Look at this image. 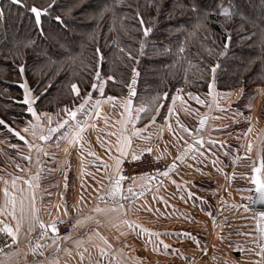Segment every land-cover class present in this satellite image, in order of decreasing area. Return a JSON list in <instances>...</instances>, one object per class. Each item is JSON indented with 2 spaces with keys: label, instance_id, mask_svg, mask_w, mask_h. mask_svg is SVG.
Masks as SVG:
<instances>
[{
  "label": "crops",
  "instance_id": "obj_1",
  "mask_svg": "<svg viewBox=\"0 0 264 264\" xmlns=\"http://www.w3.org/2000/svg\"><path fill=\"white\" fill-rule=\"evenodd\" d=\"M211 92L212 95H207L209 102L204 98L206 106L198 105V101L189 94L176 93L174 97L179 98L173 100L172 97L163 120L140 122L142 113L138 119L136 113L141 106L134 105L129 97L109 101L108 97L102 96L101 89L97 96L90 97L86 103L84 100L80 103L85 106L82 111H77L76 119L88 126L81 134V142L72 144L62 137L76 121L68 119L64 111L58 115L48 114L53 120L52 127L62 119H67L68 125L51 133L50 139L46 141L23 131L30 124H38L43 127H38L37 133H47L48 122L42 123L30 113L31 121L13 130L20 132L25 140L42 150L38 152L36 148L29 149L25 140H21L14 132H11L14 138L7 144H3L4 141L0 139V207H5L9 199L4 195V189L7 188L10 197H15L17 219L22 214L30 218L34 192L39 220L47 225L58 218L63 223L57 225L69 224L71 232L65 235L68 239L57 234V248L50 229L41 238L42 229L39 225L32 221L29 231L30 220L25 219L21 222L16 249L1 252L0 264H88L89 256L93 260L101 259V248L109 253L102 259V264H117V260L119 264H122L121 260L135 264L139 256L146 260L157 258L160 264L162 261L166 264L169 260L173 264H256L261 260L257 253L260 252L259 245L264 244V238L257 231V224L264 228V221L259 219L258 211L245 208L249 203L246 201L248 192L252 191L249 186H244L247 176L244 171L237 170V166L242 161H255L257 164L261 160L264 89L256 91L249 105L251 122L247 130L251 128V131L246 132L243 138L236 130L234 132L237 134H232L233 129L228 127L230 124L233 127L240 124L238 117L235 119L237 122H230L228 117L231 114L227 109L239 98L238 91L219 94L212 88ZM97 100L101 101L99 116L95 115L94 105ZM127 100H131L130 113L124 107ZM169 108H172L171 113ZM37 115L46 117L45 114ZM202 117L205 122L201 127ZM133 120L135 123L131 122ZM121 121L127 122L122 124ZM134 130L139 131L134 134ZM122 135L131 139V145L127 149L129 154L122 156L121 161L132 160V153L139 156L145 149H151L153 156L164 162V170L135 179L137 187L134 190L143 191V195L133 199L131 204L119 196L97 200V196L106 193L110 183L117 178L115 157L120 156V153L116 148L118 137ZM197 135L202 138L201 147L191 143ZM249 142L252 144L250 152L247 151ZM12 144L17 147H10ZM45 152L48 154L45 155ZM185 153L183 160L175 159L177 155ZM27 156L31 160L24 158ZM222 158L228 159V162ZM217 160L224 161L228 178L217 176L211 168H215L213 161ZM208 162L212 163L209 168L205 166ZM169 165H172L170 170ZM166 170L169 171L168 176L159 175ZM37 176L38 180L35 179ZM16 177L19 179H16L13 188L11 181ZM261 178L264 180V167ZM29 180L33 184L38 183L39 187H30L26 183ZM121 187L127 195L129 186ZM223 196L229 199L232 197V202L223 204ZM117 203L123 204L124 209H119ZM96 207L105 211L95 212ZM226 209L228 212L235 209L252 212L249 224L241 218L233 221L236 233L231 235L227 229L222 228L229 223L226 218L221 219ZM136 211L141 218H136ZM10 212L12 206L7 205L6 211L0 213V227L7 224L15 229L16 220L12 219ZM86 217L91 219H84ZM77 220L82 222L73 228ZM125 220L133 222V226L122 223ZM145 229L147 231H143ZM140 239L142 250L136 251L134 248L140 244ZM38 244L41 247L33 253L32 249ZM165 245L168 247L165 248ZM81 252L84 253L83 262Z\"/></svg>",
  "mask_w": 264,
  "mask_h": 264
},
{
  "label": "trees",
  "instance_id": "obj_2",
  "mask_svg": "<svg viewBox=\"0 0 264 264\" xmlns=\"http://www.w3.org/2000/svg\"><path fill=\"white\" fill-rule=\"evenodd\" d=\"M49 2L27 0L29 7L46 6ZM199 2L201 8L214 9L221 0ZM187 3L188 0H57L51 16L44 17L41 35L34 27L33 14L23 4L0 0L4 13L0 17V119L12 129L31 121L22 84L32 92L37 114L58 115L65 106L73 110L85 96L95 97L102 89L103 97H129L134 105L151 108L152 111L141 114L140 122L152 120L153 116L156 121L163 120L179 87H183L181 94L205 98L212 84L219 94H240L242 90L243 94L227 108L238 117L248 110L256 91L264 89V49L259 28L252 26L264 19V0H223L225 6L237 5L245 14L243 29L233 23L227 25L230 41L223 17L217 13L209 17L207 30H196L195 17L191 13L181 14L180 6ZM105 6L107 10L101 15ZM137 10L145 26H153L148 37L143 36L139 18H134ZM56 15L65 20L66 27L52 19ZM244 29L256 31L257 37L242 40ZM31 41L34 46L23 49ZM225 43L229 44L227 50L223 48ZM14 45L23 49L21 55L6 60ZM181 46L184 52L179 51ZM220 51H226V55L219 56ZM21 64L25 65L23 73L19 70ZM217 64L220 67L213 74L212 68ZM133 69L138 74L135 83ZM73 83L77 84L79 95L71 92ZM130 84L134 91L131 96ZM240 97L242 101L238 102ZM0 133L14 138L4 125H0ZM260 151L261 160L255 165L262 166L264 139ZM253 167L246 161L237 166L249 177V187Z\"/></svg>",
  "mask_w": 264,
  "mask_h": 264
},
{
  "label": "snow or ice",
  "instance_id": "obj_3",
  "mask_svg": "<svg viewBox=\"0 0 264 264\" xmlns=\"http://www.w3.org/2000/svg\"><path fill=\"white\" fill-rule=\"evenodd\" d=\"M57 0H50L49 3H47L46 6H38L33 4L32 6H28L27 4V0H11L12 4L15 5H21L23 4L28 11L33 14L34 16V27L39 29L41 35L44 34V17L45 16H51V10L52 8L55 6ZM107 10V6H105V9L101 10V15L103 14V11ZM156 10L157 12L160 11V6L157 3L156 4ZM180 11L181 14H187V13H191L194 17H195V25L194 28L196 30L200 29V28H204L205 30L208 29V24H209V17L212 16L214 13L219 14L220 16L223 17V23L225 25V32L228 34V39L229 41L231 40V32L230 30L227 28V25L229 23H233L236 24L237 28H244V24L242 23L243 21H245V14L240 10V8L237 5L234 4H230L228 6H225L223 3V0H221V2L218 4L217 8L214 9H210V8H201L200 6V2L199 0H188L187 4H183L180 6ZM4 13L2 10H0V17H3ZM134 18H139V24L142 28L143 31V36L144 37H148L150 35V33L153 32V26L151 24H149L148 26H145V21L143 19V17L141 16V13L139 10H137L134 13ZM169 18H171V12L169 13ZM52 19H54L56 21L57 24L59 25H63L66 27L65 24V20L60 16V15H56L54 17H52ZM155 19V18H153ZM253 28L258 27L259 28V35L261 37L262 43H261V48L264 49V19H261V21L259 22V25H256L255 23H253ZM258 33L256 31H250L247 29H244V35L241 36V39L244 40L245 38H247L248 40H253L257 37ZM35 44L34 41H31L29 43H26L23 45V49H28L30 47H33ZM144 47V43L143 41L141 42V50H143ZM229 47L228 43H225L223 45V48L225 50H227ZM23 49L19 48L17 45H14L11 49H9V55L5 56V59H12L15 60L17 57H19L21 55V52L23 51ZM97 53H99V48H97ZM180 52H184L185 48L183 46L180 47L179 49ZM211 51V50H209ZM24 55H27L26 52H24ZM226 55V51H220L219 52V56L223 57ZM219 64L214 65L212 68V72L213 74L216 73L217 69L219 68ZM25 69V65L21 64L19 65V70L21 73L24 72ZM97 79H99V72H97ZM137 72L135 69H133V83H135V77L137 76ZM215 78V76H214ZM109 79H113L112 77H109ZM21 87H23L25 89V99H24V103L28 104L29 107L27 109L28 112H30L32 114V116L36 119L39 120L40 117L37 115V113L34 111V109L32 108L31 104L32 101L29 99V90L27 88L26 84H22ZM93 88H96L97 85L95 83L92 84ZM103 87V85L101 84V88ZM129 87V95H133L134 91H133V87L132 84L128 85ZM213 85L209 84V95H212L211 89H212ZM179 91V90H178ZM71 92L79 95V88L77 86V84L73 83L71 84ZM241 95L243 94L242 90H241ZM166 95V94H165ZM230 95V93H229ZM189 96H192L191 93H189ZM179 97H173V100L178 99ZM193 99H196L199 103L203 104L204 101L199 100L198 97H192ZM90 99L89 96H85L84 97V101L85 103ZM115 97H108V100H114ZM156 100H159V96L156 97ZM101 101L97 100L95 102V115L99 116V105H100ZM85 104L82 103L80 104L76 110H72L69 109L67 106H65V108L63 109V111L66 113V115L68 117H70L72 120H75L76 123L74 125H72L66 132H64L63 134V139H67L69 144L72 143H79L82 140V133L85 130V128L88 126L87 123H81L80 121H78L77 118V111H82L84 109ZM124 107L126 109V111H128L129 113L131 112V100H127L125 101ZM148 111H152L151 108H149L148 106H141L137 109V113H136V118H139V114L143 113V112H148ZM156 112L159 111V109H155ZM169 112H172V108H169ZM47 116V120H48V128H47V133L44 132H40L37 133L36 129L38 127H43L42 125H38V124H30L28 127H25L23 129L24 132L28 133L30 132L31 135L35 138H38L39 140L42 141H46L50 139V134L51 133H55L57 132L58 129H62L65 128L66 125H68V120L67 119H62V120H58L56 123L55 127H52V117L48 114H45ZM91 115V114H89ZM167 119V117H166ZM155 120V116L152 117V121L150 122H154ZM127 121H121L122 124L126 123ZM132 123H135V120L131 121ZM205 122V118H201L200 120V126L202 127L204 125ZM0 125H4L6 128H8L9 132H14V134L16 136H18L21 140H25V137L22 136L20 134V132H15L9 125L6 124V122L3 119H0ZM93 127H95V125H93ZM181 127H183L181 125ZM169 130H171V126H169ZM186 130V129H185ZM139 130H134V134L136 132H138ZM249 132L251 131V128H249L248 130ZM112 135H116V133H112ZM25 143L27 144L29 149L32 148H36V150L39 152L42 149L40 147H37L34 144L29 143L27 140H25ZM210 143L215 144L216 141H210ZM117 148L116 151L120 153V156L115 157V173H116V177L109 185V190L104 193L103 195H98L97 196V200H104L105 197L108 198H112L115 199L116 197H120L121 199L125 200L126 202H128L129 204L132 203V200L137 198L138 196H142L143 195V191L137 192L134 190V187H137L135 184V177L132 178V184L127 188V195H125L124 190L121 187V181L125 179L124 176L120 175V173L122 172V168H121V157L122 156H126L129 154L128 152V147L131 145V139L128 136H120L118 137L117 140ZM59 145H57L58 147ZM10 147H17L16 145L12 144L10 145ZM252 150V144L251 142H249V144L247 145V151L250 152ZM65 151H67V149H65ZM144 151H151V149H145ZM48 153L45 152V155H47ZM92 155H94V153H90ZM185 154H180L177 155L175 157L176 160H183L185 157ZM25 159L31 160L30 156L24 157ZM131 158L132 160H138L139 156L136 155L135 153L131 154ZM157 159H159V157H157ZM237 159H239V157H237ZM216 161H213V164H215ZM264 166V165H262ZM17 167H19V165H17ZM105 167H108V165H105ZM172 165H169L168 168L169 170L171 169ZM260 168H253V172H259ZM169 171L166 170L164 172L159 173V175H163V176H168ZM148 174L144 173L142 174V176L146 177ZM16 179H19V177L14 178L11 181V184L13 186V188H15L16 186ZM35 179H39V177H35ZM6 184L8 183V181H4ZM253 182L257 185V191L259 192V199L260 201L264 202V183H261L258 179H256L255 177L253 178ZM26 183H28L30 185V187L33 188H38L39 184H33L31 180L26 181ZM139 187H143V185H140ZM4 195L5 197H9V199L6 202L5 207H0V213H4L6 211L7 205H11L12 206V212L9 213V215L12 216L13 220H16V226L15 229H13L11 226L5 224L3 227H0V232L2 233H6L8 235V237L11 238L12 243H16L17 239H18V233L20 231V227H21V222L25 219H29L30 220V228L29 231H31V222L34 221L36 224L39 225V227L42 229L40 236L41 238H43L45 235H47L48 230L50 229L51 232L53 233V243L56 244V240L59 239L57 232V224L58 223H63V221L59 220L58 218H54L49 224L45 225V223L43 221H40L39 218L36 216V212L37 209L35 208V193L33 192L32 195V211H31V217H25L23 214L21 215L20 219H17L16 215H15V207H16V201H15V197L12 196L10 197V194L8 192V189L5 188L4 189ZM189 195L191 196L192 194L189 193ZM106 202V201H105ZM22 203V202H21ZM117 207L121 210L124 209V205L123 204H119L117 203ZM57 209H59V205H57ZM115 209H113L114 211ZM95 212H103L105 211L104 209H101L100 207H96L94 209ZM65 215H67V209L65 207ZM258 217L261 221H264V211L259 212ZM84 219H91V217H86ZM82 222V220H77L76 224L73 225V228L76 227V225L80 224ZM97 223H100V221H96ZM122 223L128 224L129 227L133 226V222L131 221H122ZM143 231H147L146 229ZM257 231L260 233L261 237L264 238V228L260 227V224H257ZM99 235V234H97ZM150 235H155L158 236V233H150ZM102 240L104 239V237H100ZM64 239H68L67 236L64 237ZM105 243L107 244V241L105 240ZM57 248L59 247L58 244H56ZM41 245H36L32 251L33 253L36 252V249L40 248ZM109 247H111L109 245ZM168 246L165 245V248H167ZM260 252L257 253V255L261 256V260L257 261L256 264H264V244H260ZM158 250V249H156ZM2 251V250H0ZM85 251H87L85 249ZM41 255H43V253H40ZM109 253L107 252L106 249L101 248L100 249V257L101 259L99 260H93L91 256L88 257V264H102V259L104 257H106ZM81 256V261L83 262L84 260V253L81 252L80 253Z\"/></svg>",
  "mask_w": 264,
  "mask_h": 264
},
{
  "label": "rangeland",
  "instance_id": "obj_4",
  "mask_svg": "<svg viewBox=\"0 0 264 264\" xmlns=\"http://www.w3.org/2000/svg\"><path fill=\"white\" fill-rule=\"evenodd\" d=\"M29 93H30V95H29V99L32 101V104H31V106H32V108H33V103L35 102V99H34V97H33V94H32V92L29 90ZM176 93H178L179 95L181 94V92H176ZM175 93V94H176ZM173 95V97L174 96H176V95ZM181 98H184L183 96H181ZM206 98L208 99V102H209V96H206ZM199 100H202V101H204V103L203 104H201V103H199L198 102V105H200V106H206V100L204 99V97H200V99ZM240 101H242L241 100V97H240V99L238 100V102H240ZM232 112H234L235 113V111L234 110H231ZM246 111H250V110H246ZM236 117H237V115H236V113L235 114H233V115H230L228 118L230 119V122L232 121V120H235L236 119ZM238 118H240L239 119V122H240V124H239V126L237 125V126H235V127H233V125H231V126H229V128H231V129H233V133L232 134H234V135H236L237 133L236 132H234V130H236L237 132H239L238 134L239 135H241V137L243 138L244 136L243 135H245L246 134V132H248V125L250 124V118L248 117V118H246V119H243V118H241V114L238 116ZM48 122V120H47V116L46 117H40V122H42V123H44V122ZM236 127H238V128H236ZM250 127H253V125H251ZM239 130V131H238ZM0 139L2 140V141H4L3 142V144H7V142L8 141H11V138L10 137H7V136H5V135H3V134H1L0 133ZM226 158V157H225ZM222 160H224L225 162H228V159H224V158H222ZM218 162H216L215 163V168L214 167H212L211 165H212V163H210L209 164V162H208V164L206 163V167H210L211 166V168H213L214 170H215V172H216V174H217V176H220V177H224V178H228V176L226 175V173L228 172L227 171V169L224 167L225 165H224V161L222 162V161H219V160H217ZM254 163H250L249 162V164L251 165V166H256L255 165V161H253ZM248 181H249V177H246V180H245V185L244 186H246V187H248L249 185H248ZM242 186V185H241ZM251 187H249V189H250ZM251 192H250V190H249V192H248V197L246 198V201L247 202H250L249 200V197L251 196ZM231 197V196H230ZM222 199L225 201L223 204H226V203H228V202H232V197H231V199H229L227 196H223L222 197ZM218 206H219V203H218ZM252 212H245V211H243V210H233V211H230V212H228L227 211V209L223 212V214H225V217L223 216V214H221V219H224V218H226V221L227 222H229V223H226V226L225 227H222V228H225V229H227L226 231H228V232H230V234L231 235H234L236 232V230L233 228V221H235V220H238V219H243V220H246V222H247V224H249L248 222H249V220H250V218L252 217L250 214H251ZM136 218H141V215H140V213H138V211H136ZM240 222V221H239ZM241 222L242 223H244V221H242L241 220ZM248 226V228L249 227H251V225H247ZM247 231H249V229H246ZM233 232V233H232ZM142 239H140V241H139V245L137 244V246L134 248L136 251H140V250H142V248H141V246H142ZM139 254H141V253H139ZM136 256H139L137 253H136ZM172 262V263H171ZM121 263L122 264H127V261H125V260H121ZM117 264H119V260H117ZM135 264H160V261L157 259V258H150L149 260L147 259H143L141 256H139V257H136V261H135ZM161 264H165L164 263V261H162L161 262ZM166 264H173V261L172 260H169L168 261V263H166Z\"/></svg>",
  "mask_w": 264,
  "mask_h": 264
},
{
  "label": "built area",
  "instance_id": "obj_5",
  "mask_svg": "<svg viewBox=\"0 0 264 264\" xmlns=\"http://www.w3.org/2000/svg\"><path fill=\"white\" fill-rule=\"evenodd\" d=\"M178 92L183 91V87L178 88ZM250 115L249 111L241 112V118L246 119ZM165 167L164 162L161 159H157L150 151H144L139 155L138 160H124L121 163L122 172L120 175L125 179L121 181L123 187H128L132 184V178L142 177V174L148 175L160 172ZM59 236H65L71 232V226L69 224L57 225ZM16 249V244L12 243L11 238L6 233L0 232V253L6 250Z\"/></svg>",
  "mask_w": 264,
  "mask_h": 264
},
{
  "label": "water",
  "instance_id": "obj_6",
  "mask_svg": "<svg viewBox=\"0 0 264 264\" xmlns=\"http://www.w3.org/2000/svg\"><path fill=\"white\" fill-rule=\"evenodd\" d=\"M68 119H71L70 117L66 116ZM191 143L197 147L202 146V138L197 135L195 136L192 140ZM253 168H260L259 172H253ZM252 168L251 172V191L252 195L250 197V202L246 205V209L248 211H264V202L260 201L259 199V192L257 191V185L253 182V178L255 177L258 179L261 183H264V180L261 178V173H262V166L261 165H256L255 167Z\"/></svg>",
  "mask_w": 264,
  "mask_h": 264
}]
</instances>
